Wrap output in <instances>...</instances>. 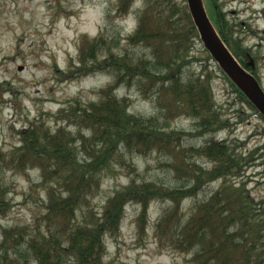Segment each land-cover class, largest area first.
<instances>
[{
    "label": "trees",
    "instance_id": "trees-1",
    "mask_svg": "<svg viewBox=\"0 0 264 264\" xmlns=\"http://www.w3.org/2000/svg\"><path fill=\"white\" fill-rule=\"evenodd\" d=\"M203 1L223 41L262 83L257 70L248 64L250 56L256 60L257 55L237 35L240 29L235 30L226 19L219 0ZM135 2L118 0L116 16L129 15ZM186 2L146 0L134 10L137 26L126 37L127 47L118 49L117 37L106 31L95 37L84 33L70 68L56 67L63 80L98 72L112 73L114 80L98 88L96 98L71 99L51 114L56 127L46 119L34 120L16 131L19 144L8 150L0 147V174L39 170V185L47 190L45 211L33 223L3 229L0 264H130L106 261L107 237L121 233L129 204L140 209L138 229L146 235L154 201L168 203L154 230L161 249L192 254L190 264H264V201L251 194L249 180L237 181L245 177L258 149L243 154L234 142L214 135L233 130L248 115L235 122L225 116L216 100L215 74L208 65L200 71L189 70L191 62L213 57L207 49L206 58L195 53L202 39ZM138 46L150 52L132 51L131 47ZM220 70L238 99L264 120ZM122 87H136L144 97L152 98L156 114L132 112L130 97L118 92ZM182 115L195 120L193 131L171 128V122ZM197 135L209 138L198 146L184 143L186 136ZM153 153L165 158L174 184L133 176L102 207L95 208L92 202L108 174L118 165L135 172L133 156ZM215 181L220 185L211 196L197 200L187 215L185 201L196 199L204 186ZM7 194L8 186L0 182L1 216L12 206Z\"/></svg>",
    "mask_w": 264,
    "mask_h": 264
},
{
    "label": "rangeland",
    "instance_id": "rangeland-1",
    "mask_svg": "<svg viewBox=\"0 0 264 264\" xmlns=\"http://www.w3.org/2000/svg\"><path fill=\"white\" fill-rule=\"evenodd\" d=\"M179 2L184 0H178ZM146 0H136L132 12L122 18L116 16L118 0H0V147L4 150L19 144L17 130L34 120L46 119L56 127L51 114L56 113L71 99L90 100L96 98L98 88L114 80L112 73L98 72L75 80H63L58 72L68 70L71 60L79 53V37L87 33L95 37L106 31L116 36L118 49L127 47L126 37L137 24L134 10L143 7ZM187 3V2H186ZM226 19L234 23L235 30L245 46L251 47L257 73L264 85V0H219ZM250 28L255 32L249 31ZM138 54L150 52L145 46L131 47ZM198 57L206 58L203 43L195 45ZM195 54V55H196ZM259 55V58H258ZM249 60V61H250ZM205 65L214 72L213 86L216 100L226 117L232 122L246 114V119L235 125L233 130L224 129L214 134L220 140L227 139L240 146L246 154L258 149L255 161L247 168L245 177L248 189L258 201H264V120L254 114L248 104L242 103L230 83L224 77L214 60L194 61L188 66L190 71H200ZM23 66V69H19ZM120 95H127L132 101L131 111L141 115L157 112L155 101L143 96L136 87H122ZM242 111V113H241ZM195 120L182 115L171 122V128L193 131ZM187 145H201L206 136H186ZM237 141V142H235ZM165 158L153 153L147 157L134 155L137 171L117 166L108 174L102 190L94 198L95 208H100L115 190L127 184L134 176L139 179H154L174 184L170 169L164 164ZM205 167L211 163L199 158ZM0 182L8 186V200L12 203L7 215H0V242L3 229L17 224H31L44 211L47 190L41 182L39 170L29 174L8 171L0 174ZM220 185L215 181L204 186L196 199L185 201L184 211L188 215L197 200L211 196ZM168 203L154 201L150 210V224L146 235L138 229L139 208L129 204L118 236L107 237L108 253L106 261L120 260L130 264H190L192 254L161 249L155 236V224Z\"/></svg>",
    "mask_w": 264,
    "mask_h": 264
},
{
    "label": "water",
    "instance_id": "water-1",
    "mask_svg": "<svg viewBox=\"0 0 264 264\" xmlns=\"http://www.w3.org/2000/svg\"><path fill=\"white\" fill-rule=\"evenodd\" d=\"M188 4L205 46L225 72L234 80L264 116V88L256 76L250 71H247L237 61L236 57L229 51L217 32L214 31V26L207 11H205L203 1L188 0ZM251 64L254 65L253 61ZM19 69L22 70L23 66H20Z\"/></svg>",
    "mask_w": 264,
    "mask_h": 264
}]
</instances>
